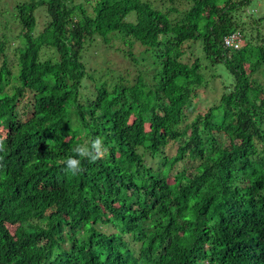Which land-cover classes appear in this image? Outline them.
I'll return each instance as SVG.
<instances>
[{
	"label": "trees",
	"instance_id": "obj_1",
	"mask_svg": "<svg viewBox=\"0 0 264 264\" xmlns=\"http://www.w3.org/2000/svg\"><path fill=\"white\" fill-rule=\"evenodd\" d=\"M252 2L30 0L14 6L18 32L0 20V264H264V16ZM235 32L242 47L226 49ZM112 36L134 62L146 48L156 82L84 95L83 54ZM210 72L224 92L199 112ZM96 136L105 157L67 173Z\"/></svg>",
	"mask_w": 264,
	"mask_h": 264
},
{
	"label": "rangeland",
	"instance_id": "obj_2",
	"mask_svg": "<svg viewBox=\"0 0 264 264\" xmlns=\"http://www.w3.org/2000/svg\"><path fill=\"white\" fill-rule=\"evenodd\" d=\"M30 0H0V20L2 23L10 22L12 28L17 30L12 20L14 6L17 3H23ZM255 13H253V12ZM251 14H257L256 16H264V0H253L250 7ZM38 27L42 29L48 21V17L44 9L38 10ZM136 14L132 13L128 19L135 20ZM3 28L0 27V33L2 34ZM18 42V41H17ZM17 44V43H16ZM124 50L128 51L129 47L122 42V39L118 36H112L110 44H104L102 39H96L94 43L89 45L87 51L83 54V61L87 68V81L84 84L83 94L87 95L90 92L91 86L95 88L101 86L104 83H109V88H113L115 85H120L123 79L133 80L137 75L143 76L145 82L153 86L156 82V64L155 60L150 57L148 52H145L146 48L140 44H136L133 52L138 58L137 62L126 58L123 53ZM198 54V52H197ZM217 74H224V69L220 66L216 68ZM212 72L208 73L207 79L209 80V86L206 89H202L199 94L198 100L195 102L194 107L199 112H204L208 108L218 103L223 92L224 85L221 77H211ZM93 88V87H92ZM78 125L75 123L74 127Z\"/></svg>",
	"mask_w": 264,
	"mask_h": 264
},
{
	"label": "clouds",
	"instance_id": "obj_3",
	"mask_svg": "<svg viewBox=\"0 0 264 264\" xmlns=\"http://www.w3.org/2000/svg\"><path fill=\"white\" fill-rule=\"evenodd\" d=\"M235 33H239V32H235ZM240 39L242 43L243 39L241 34H240ZM224 46H225V39H224ZM230 50H234V49H230ZM3 151H5V143H4V139L0 137V152ZM73 152L74 155L69 156L65 160V171L72 175H76L83 170L82 160L87 159L90 163H95L96 161L101 160L105 157L107 149L104 146V141L102 137L96 136L90 142H86L85 144L78 145L75 149H73ZM2 160L3 157H0V162H2Z\"/></svg>",
	"mask_w": 264,
	"mask_h": 264
},
{
	"label": "built area",
	"instance_id": "obj_4",
	"mask_svg": "<svg viewBox=\"0 0 264 264\" xmlns=\"http://www.w3.org/2000/svg\"><path fill=\"white\" fill-rule=\"evenodd\" d=\"M225 47L229 49L238 50L241 47V39L239 33H234L225 38Z\"/></svg>",
	"mask_w": 264,
	"mask_h": 264
}]
</instances>
